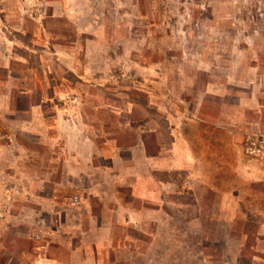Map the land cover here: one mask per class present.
I'll return each instance as SVG.
<instances>
[{"label": "rangeland", "instance_id": "rangeland-1", "mask_svg": "<svg viewBox=\"0 0 264 264\" xmlns=\"http://www.w3.org/2000/svg\"><path fill=\"white\" fill-rule=\"evenodd\" d=\"M0 40V264H264V0H0Z\"/></svg>", "mask_w": 264, "mask_h": 264}, {"label": "crops", "instance_id": "crops-1", "mask_svg": "<svg viewBox=\"0 0 264 264\" xmlns=\"http://www.w3.org/2000/svg\"><path fill=\"white\" fill-rule=\"evenodd\" d=\"M0 44L4 46V40H0ZM52 53L53 55H57L58 51L55 50ZM57 57L59 59V56ZM46 122L48 126H53L54 133H48L49 131H47V134H42V136H45L47 139H50L53 143L57 144L48 149V153H51V163L45 165L46 171L50 173L60 172L61 174L84 172V167L87 163L84 147L85 145L87 146L88 139L85 138V134L83 133V123L80 124V121L77 120L73 122L75 124H72L70 120L66 121L64 118L59 117L46 118ZM90 141L91 140H89L88 148L89 151H92L94 150V144ZM93 157L94 156H91V158ZM37 164H39V162H37ZM38 167L39 166H37V168ZM38 170L42 171L41 169ZM38 264H49V262L47 263L43 260Z\"/></svg>", "mask_w": 264, "mask_h": 264}]
</instances>
